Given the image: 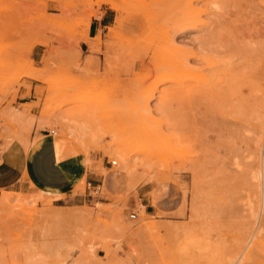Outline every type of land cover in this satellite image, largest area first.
<instances>
[{
	"label": "rangeland",
	"instance_id": "obj_1",
	"mask_svg": "<svg viewBox=\"0 0 264 264\" xmlns=\"http://www.w3.org/2000/svg\"><path fill=\"white\" fill-rule=\"evenodd\" d=\"M45 134L70 194L15 190ZM0 157L7 264H264V0H0Z\"/></svg>",
	"mask_w": 264,
	"mask_h": 264
},
{
	"label": "crops",
	"instance_id": "obj_2",
	"mask_svg": "<svg viewBox=\"0 0 264 264\" xmlns=\"http://www.w3.org/2000/svg\"><path fill=\"white\" fill-rule=\"evenodd\" d=\"M113 23L112 14L105 11L99 19H93L88 27L91 34L98 33L102 27ZM44 139L37 141L30 152L22 159L17 157L16 177L13 181L15 190L20 192L49 191L58 194H70L77 184L81 183L87 173L86 167L76 157L65 156L63 141L56 142V147L51 145L49 134ZM57 152V155H56ZM28 156V157H27ZM12 161L0 157V187L10 180ZM7 168V169H6ZM126 177V176H125ZM61 197V196H60ZM59 197V198H60Z\"/></svg>",
	"mask_w": 264,
	"mask_h": 264
},
{
	"label": "bare ground",
	"instance_id": "obj_3",
	"mask_svg": "<svg viewBox=\"0 0 264 264\" xmlns=\"http://www.w3.org/2000/svg\"><path fill=\"white\" fill-rule=\"evenodd\" d=\"M109 4L112 6V7H117L118 8V6L117 5H115L114 3H112L111 1H109ZM21 114V113H20ZM16 117H17V114H16ZM19 118V117H18ZM16 121V120H15ZM21 121V120H20ZM25 130V129H24ZM28 133V132H27ZM36 143V141L33 143V145L31 146V147H27V154L30 152V150L33 148V146H34V144ZM119 156H120V160H121V165H122V167L124 168V169H126V170H129L130 168H131V164H130V160H129V158L125 155V154H123V153H120L119 154ZM28 157V156H27ZM261 168H262V166H261ZM261 174V173H260ZM263 177H264V169H263V171H262V174H261V178L263 179ZM258 178V177H257ZM260 179V178H259ZM263 182L261 181V184H262ZM263 185V184H262ZM261 185V186H262ZM262 188V187H261ZM263 192V191H262ZM261 192V193H262ZM262 195V194H261ZM263 196V195H262ZM262 198V197H261ZM9 200V196L7 195V194H5V195H3L2 196V200H1V204H3L4 205V208L2 209V211H1V213H0V231L2 230V228H3V220H4V211L6 210V205H7V202H9L8 201ZM261 200H263V198L261 199ZM82 214V213H81ZM151 221V220H150ZM255 230V229H254ZM255 232V231H254ZM253 232V233H254ZM248 244V243H247ZM245 249V248H244ZM238 259V258H237ZM0 264H7V261H6V258H5V256L0 252ZM71 264H89L87 261H84V260H82V259H80V258H78V259H76V260H74V261H72L71 262Z\"/></svg>",
	"mask_w": 264,
	"mask_h": 264
},
{
	"label": "built area",
	"instance_id": "obj_4",
	"mask_svg": "<svg viewBox=\"0 0 264 264\" xmlns=\"http://www.w3.org/2000/svg\"><path fill=\"white\" fill-rule=\"evenodd\" d=\"M53 134H56V131H52ZM113 164H116V161L113 162ZM137 217V213H132L131 214V218H136Z\"/></svg>",
	"mask_w": 264,
	"mask_h": 264
}]
</instances>
